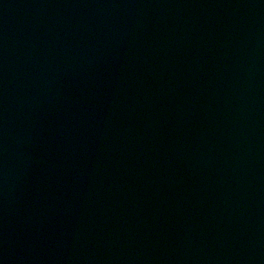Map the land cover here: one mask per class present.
<instances>
[{"label":"water","instance_id":"1","mask_svg":"<svg viewBox=\"0 0 264 264\" xmlns=\"http://www.w3.org/2000/svg\"><path fill=\"white\" fill-rule=\"evenodd\" d=\"M0 264H264V0H0Z\"/></svg>","mask_w":264,"mask_h":264}]
</instances>
